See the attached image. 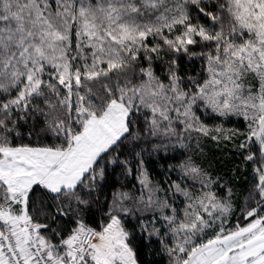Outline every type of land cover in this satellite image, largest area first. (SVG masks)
<instances>
[{"label": "snow or ice", "instance_id": "snow-or-ice-1", "mask_svg": "<svg viewBox=\"0 0 264 264\" xmlns=\"http://www.w3.org/2000/svg\"><path fill=\"white\" fill-rule=\"evenodd\" d=\"M0 264H264V0H0Z\"/></svg>", "mask_w": 264, "mask_h": 264}]
</instances>
